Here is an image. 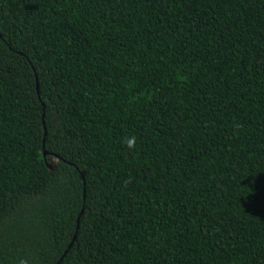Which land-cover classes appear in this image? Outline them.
Returning a JSON list of instances; mask_svg holds the SVG:
<instances>
[{
  "label": "trees",
  "instance_id": "16d2710c",
  "mask_svg": "<svg viewBox=\"0 0 264 264\" xmlns=\"http://www.w3.org/2000/svg\"><path fill=\"white\" fill-rule=\"evenodd\" d=\"M0 264H264V0H0Z\"/></svg>",
  "mask_w": 264,
  "mask_h": 264
},
{
  "label": "clouds",
  "instance_id": "9594fccd",
  "mask_svg": "<svg viewBox=\"0 0 264 264\" xmlns=\"http://www.w3.org/2000/svg\"><path fill=\"white\" fill-rule=\"evenodd\" d=\"M131 143H132V142H130V146H131Z\"/></svg>",
  "mask_w": 264,
  "mask_h": 264
}]
</instances>
